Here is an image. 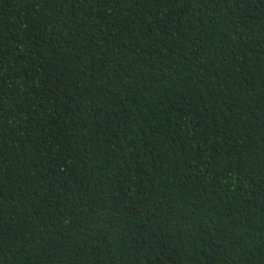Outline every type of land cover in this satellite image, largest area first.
I'll use <instances>...</instances> for the list:
<instances>
[{"label": "trees", "instance_id": "1", "mask_svg": "<svg viewBox=\"0 0 264 264\" xmlns=\"http://www.w3.org/2000/svg\"><path fill=\"white\" fill-rule=\"evenodd\" d=\"M0 264H264V0H0Z\"/></svg>", "mask_w": 264, "mask_h": 264}]
</instances>
